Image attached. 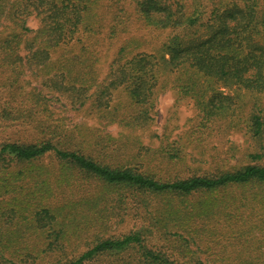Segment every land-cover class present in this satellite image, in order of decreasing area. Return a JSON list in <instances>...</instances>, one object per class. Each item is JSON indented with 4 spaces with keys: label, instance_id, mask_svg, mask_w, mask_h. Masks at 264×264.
Returning <instances> with one entry per match:
<instances>
[{
    "label": "trees",
    "instance_id": "obj_1",
    "mask_svg": "<svg viewBox=\"0 0 264 264\" xmlns=\"http://www.w3.org/2000/svg\"><path fill=\"white\" fill-rule=\"evenodd\" d=\"M105 1L0 0V117L41 130L30 141L0 144V264H264V251L254 254L244 236L257 226L254 209L264 207L263 163L164 178L139 162L147 147L123 154L107 152L109 143L90 152L71 143L67 129L50 123L44 93H90L108 122L140 128L153 119L156 94L176 89L198 103L202 120L192 130L214 132L236 105L224 88L236 86L256 93L247 128L264 148V0L225 7L218 0H131L147 26L170 29L162 47L172 65L189 63L210 79L205 105L195 80L158 75L152 59L159 49L139 50L136 36L98 79L85 38L102 31ZM33 15L38 28L28 25ZM112 28L110 40L118 24ZM112 86L130 93L126 115L112 103ZM181 151L173 141L162 156L179 159ZM128 216L132 229L112 233Z\"/></svg>",
    "mask_w": 264,
    "mask_h": 264
},
{
    "label": "rangeland",
    "instance_id": "obj_2",
    "mask_svg": "<svg viewBox=\"0 0 264 264\" xmlns=\"http://www.w3.org/2000/svg\"><path fill=\"white\" fill-rule=\"evenodd\" d=\"M218 1L224 7L232 2ZM101 11L104 14L102 31L99 35L94 34L91 38H85L89 39L87 43L93 42L91 50L96 57L95 71L100 81L108 76L118 47L127 38L136 36L141 39L139 50L154 52L159 49V58L152 59L153 63L156 62L158 75L168 77L170 81L177 80L180 76L185 81L195 80V89L205 105L212 92L210 79L189 63L181 66L172 65L169 51L162 47L170 29L147 26L137 17L131 0H121L120 3L119 0H106ZM39 24L38 17L34 15L29 17L30 27L38 28ZM114 24H118L115 31L117 37L110 40L108 35ZM261 38L264 40V35ZM213 84L216 89L221 87V84L214 80ZM25 85V88H30V85ZM111 89L114 91L112 103H117V108L126 115L133 109L129 91L123 86L116 88L112 86ZM224 89L235 96L236 105L231 112V119L226 122L218 121L214 132H205L203 127L192 130L202 120L198 103L191 95L180 94L176 89L168 88L156 94L151 110L153 119L148 125L140 128L126 127L119 122H108V117L100 113L98 102L93 103L94 98L90 93L63 94L55 88H51L50 91L44 89V93L51 97L47 112L50 123L60 124L67 129L72 136L69 139L71 143L79 145L87 152L98 150V144L109 143L107 152L118 150L123 154H127V150L137 151L141 146L147 147L151 150L150 153L148 150L144 151L139 162L143 163L145 168L149 167L160 176L169 179L177 175L215 173L235 170L248 164H264V148L255 142L247 128L249 107L256 93L236 86ZM107 96L108 93L104 95V100L108 98ZM262 96L264 97V94ZM39 131L40 127L32 122L0 117V144L6 140L19 138L30 141L32 138H38L41 134ZM173 141H178L182 146L180 158L174 160L164 154L162 156L163 146L166 147ZM256 153L262 156L256 157ZM243 211L244 215L251 213L250 209ZM263 219L264 207L254 209L253 221L257 226L253 231L244 233L251 246H254V254L264 251ZM249 225L250 223L243 226L248 228ZM133 226L134 220L128 216L125 222L117 223L111 231L121 235L129 232ZM252 238L254 242H251Z\"/></svg>",
    "mask_w": 264,
    "mask_h": 264
}]
</instances>
